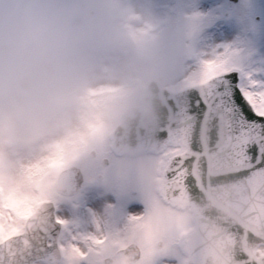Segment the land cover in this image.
I'll use <instances>...</instances> for the list:
<instances>
[{
  "label": "snow or ice",
  "instance_id": "1",
  "mask_svg": "<svg viewBox=\"0 0 264 264\" xmlns=\"http://www.w3.org/2000/svg\"><path fill=\"white\" fill-rule=\"evenodd\" d=\"M194 56L196 71L169 101L156 178L139 189L149 211L126 216L127 229L108 221L109 236L127 239L129 221L145 220L168 241L149 264H264V64L231 44ZM16 218L15 205L0 199V264H104L111 251L59 212L36 247L30 224L16 227Z\"/></svg>",
  "mask_w": 264,
  "mask_h": 264
},
{
  "label": "clouds",
  "instance_id": "2",
  "mask_svg": "<svg viewBox=\"0 0 264 264\" xmlns=\"http://www.w3.org/2000/svg\"><path fill=\"white\" fill-rule=\"evenodd\" d=\"M133 7L130 0H0V157L45 164L72 156L85 185L102 183L88 167L95 132L138 83L174 67L156 22L147 32L130 28ZM118 151L110 166H129Z\"/></svg>",
  "mask_w": 264,
  "mask_h": 264
},
{
  "label": "rangeland",
  "instance_id": "3",
  "mask_svg": "<svg viewBox=\"0 0 264 264\" xmlns=\"http://www.w3.org/2000/svg\"><path fill=\"white\" fill-rule=\"evenodd\" d=\"M225 1L130 0L134 5L128 21L130 28L134 32H147L156 22L173 54V70L161 77V85L170 90L182 89L196 71L194 53L218 44L234 45L248 54L252 63L264 64V0H238L226 16L223 14L227 11ZM146 84L138 83L126 102L109 112L103 127L94 134L96 160L88 167L96 174H102V183H84L77 194L62 196L55 191L54 181L61 169L74 164L72 156L60 154L45 164L23 160L10 162L0 157V199L14 204L19 210L20 218L14 220L16 227H22L24 217L41 201L53 199L56 217L59 212L61 217L76 218L86 225L88 232L105 238V243L111 247L106 255L135 241L142 247V255L135 264H149L154 253L167 246L168 241L159 238L156 226L148 221H129L135 230L121 241L110 238L107 226L108 221L122 222V228L127 229L123 219L140 213L145 206L139 189L156 178L160 162L157 151L122 155L131 162L124 168L114 169L109 164L113 153L109 148L108 133L131 106H145L142 95ZM103 157L109 160L106 165L100 162ZM111 172L113 179L109 181ZM96 219L100 221L99 228L93 222ZM146 224L148 236L142 237L139 231ZM158 240L162 243L155 246Z\"/></svg>",
  "mask_w": 264,
  "mask_h": 264
},
{
  "label": "water",
  "instance_id": "4",
  "mask_svg": "<svg viewBox=\"0 0 264 264\" xmlns=\"http://www.w3.org/2000/svg\"><path fill=\"white\" fill-rule=\"evenodd\" d=\"M237 0H227L226 7L233 8ZM181 90V89H180ZM171 91L159 85L158 80H152L144 88L143 100L146 108L133 106L130 113L122 115L119 123L110 131V149H119L117 155L136 153L143 150H157L166 137L161 132L169 127L171 119V105L169 101L180 91ZM83 182V174L74 165L61 170L55 182V189L63 195L76 193ZM31 221L27 232L28 238L36 247L44 243L40 238L44 235V229L52 226L55 219L54 205L52 201H44L39 204L30 215ZM140 249L135 243H130L125 248L115 252L114 257H129V264L137 260Z\"/></svg>",
  "mask_w": 264,
  "mask_h": 264
},
{
  "label": "flooded vegetation",
  "instance_id": "5",
  "mask_svg": "<svg viewBox=\"0 0 264 264\" xmlns=\"http://www.w3.org/2000/svg\"><path fill=\"white\" fill-rule=\"evenodd\" d=\"M114 173H109V178H108V180L109 181H112V176L111 175H113ZM110 184H111V182H109ZM111 185H114V184H111ZM129 205H127L126 207H128ZM148 224H146V226H145V228H142L140 231H139V234L142 236V237H147L148 236ZM121 247H124V246H121ZM118 248H120V247H118ZM115 251V250H114ZM114 251L111 253V254H108V255H106V257H110L109 258V263L108 264H111V262H112V260H113V253H114ZM105 259V258H104ZM104 264H106L105 262H104Z\"/></svg>",
  "mask_w": 264,
  "mask_h": 264
}]
</instances>
